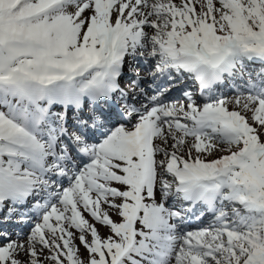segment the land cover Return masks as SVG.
<instances>
[{"label": "snow or ice", "instance_id": "obj_1", "mask_svg": "<svg viewBox=\"0 0 264 264\" xmlns=\"http://www.w3.org/2000/svg\"><path fill=\"white\" fill-rule=\"evenodd\" d=\"M0 264H264V0H0Z\"/></svg>", "mask_w": 264, "mask_h": 264}]
</instances>
